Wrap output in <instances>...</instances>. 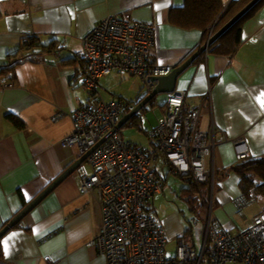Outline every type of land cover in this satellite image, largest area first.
Here are the masks:
<instances>
[{
	"label": "crops",
	"instance_id": "1",
	"mask_svg": "<svg viewBox=\"0 0 264 264\" xmlns=\"http://www.w3.org/2000/svg\"><path fill=\"white\" fill-rule=\"evenodd\" d=\"M221 1L227 6L232 0ZM183 3L0 0V71L13 67L5 75L15 84L0 88V230L80 157L76 146L64 147L61 141L74 131L73 114L88 104V95L80 87L84 37L110 15L144 23L154 33L153 64L179 66L195 52L202 37L198 30H182L168 22L169 11ZM29 40L33 45L25 47ZM201 56L177 79L175 91H184L186 106L199 110L198 130L215 134L212 158L206 160L212 171V222L238 233L264 210L263 199L243 200L235 173L223 176L239 161L232 144L235 139L244 141L249 157H264V3L243 22L236 53ZM121 75L100 79V98L105 100L99 86L107 88L112 76L124 79ZM128 81L135 88L129 98H134L142 85L134 77ZM167 96L158 103L164 104ZM158 113L156 109L155 117ZM138 142L141 149H148L147 141L146 145L143 139ZM152 169L160 181H167L161 161ZM81 171L92 172L84 161L0 238V264H106L105 257L90 246L101 226L102 210L96 192L79 193ZM161 184L163 191L150 203L155 213L162 206L157 202L166 197L167 189ZM156 216L167 240L177 239L176 248L180 241L198 245L197 238L195 243L183 239L185 228L178 215L163 211ZM167 247L168 243L166 252Z\"/></svg>",
	"mask_w": 264,
	"mask_h": 264
},
{
	"label": "built area",
	"instance_id": "2",
	"mask_svg": "<svg viewBox=\"0 0 264 264\" xmlns=\"http://www.w3.org/2000/svg\"><path fill=\"white\" fill-rule=\"evenodd\" d=\"M154 39L149 25L115 15L103 18L82 41L87 67L81 88L95 93L100 79L122 73L136 77L150 92L151 78L166 76L174 68L153 64ZM202 54L205 59L207 49ZM14 85L9 75L0 78V88ZM185 97L181 90L167 96L149 133L155 145L148 152L123 140L116 129L127 114L123 104L102 99L73 114L74 131L61 143L76 146L80 156L94 148L85 160L92 172L81 171L78 191L97 194L102 222L90 246L105 257L106 264H201L205 255L207 264H264V213L256 215L246 230L230 233L212 222L211 203L197 236L199 247L180 241L173 257L166 253L164 229L149 209L152 198L161 192L152 164L161 156L172 175L197 182L212 179L206 160L212 158L215 134L198 130L199 110L189 109ZM232 144L238 160L249 155L244 141L235 139Z\"/></svg>",
	"mask_w": 264,
	"mask_h": 264
},
{
	"label": "trees",
	"instance_id": "3",
	"mask_svg": "<svg viewBox=\"0 0 264 264\" xmlns=\"http://www.w3.org/2000/svg\"><path fill=\"white\" fill-rule=\"evenodd\" d=\"M249 1L250 0H232L227 6H224L221 0H184L182 7L173 8L169 11L168 22L170 23V25L180 28L182 30H198L202 33L201 41L199 45L194 49V51H196L199 47L204 45L222 26H224L237 12H239ZM263 3L264 0H260L231 28H229L223 35H221L210 47H208V55H224L226 57H230L234 53H236L239 46L241 45V27L243 22L251 18ZM33 43L34 42L32 40H29L28 46L25 44L24 46L30 47L31 45H33ZM52 45L54 44L52 43ZM200 58H203V54ZM81 63H83L84 65V73L80 78V81L83 76L86 75L87 63L84 54L83 59H81ZM11 70H13V67L1 70L0 77L2 75L8 74V72H10ZM86 93L88 95V104L84 107L95 106L102 100L97 90L95 93ZM148 94L149 89L145 86H142L140 87L137 95L134 98L125 100L121 97H117L113 100L111 99L110 101L119 102L123 104L125 111L128 113L132 109V107L136 106ZM164 104H159L156 103V101L151 100L138 114L133 116L120 129V134L123 140L141 149V147H139L142 146L140 142L128 138L126 139L123 133L127 129L135 131L136 133H139L142 137H144L145 140L148 142H146L149 145L148 149L142 150L146 152L150 151L152 147H154L155 143L152 139H150L149 133L155 129L157 120L155 125H149V127L146 128V126L144 127V115L148 111H153L154 109H158L159 112L163 111L165 107ZM18 122L16 121V124L18 127L21 128L22 124ZM157 161H161L167 168V173L164 177H175L182 183V186L180 187V192L177 193L178 197L183 200V203L189 210L190 216L192 215V217L194 218V221L199 220L201 221V223H203L207 206L211 197L210 179L206 182H197L192 177L172 175L171 167L161 156L157 158V160L152 164V166L156 165ZM230 172L235 173L239 177V188L244 201L248 202L250 200L253 201L264 198V157L252 158L248 155L246 158L239 160L238 163L231 166L228 171L223 172V176H226ZM157 181L160 184L162 183V181L163 184L166 183V181L164 182V178H162V181L157 178ZM162 191L163 188L161 184V192ZM157 195H155L152 199H154ZM149 209L153 210L150 204ZM260 213H264V210L260 211ZM182 221L185 228L183 239L186 241H193L195 243L197 235L193 233L192 219L186 221H184L183 219ZM207 257L208 256L205 255L202 258L201 264H207Z\"/></svg>",
	"mask_w": 264,
	"mask_h": 264
},
{
	"label": "water",
	"instance_id": "4",
	"mask_svg": "<svg viewBox=\"0 0 264 264\" xmlns=\"http://www.w3.org/2000/svg\"><path fill=\"white\" fill-rule=\"evenodd\" d=\"M260 0H250L239 12H237L224 26H222L204 45L199 47L189 58H187L182 64L173 68V70L166 76L152 77L151 82L153 87L149 94L141 100L136 106L123 116L116 129H121L126 122H128L133 116L138 114L151 100L158 103L160 97L172 94L176 89L177 79L197 60V58L210 47L221 35H223L229 28H231L243 15H245L252 7H254ZM113 133L111 131L102 140L101 144L108 136ZM94 149V148H93ZM92 149V150H93ZM80 156L74 161L62 174H60L53 182H51L38 196H36L28 205H26L6 226L0 230V238L12 227L16 226L23 217L30 212L40 201H42L48 193H50L58 184H60L65 178L77 171L81 164L91 153Z\"/></svg>",
	"mask_w": 264,
	"mask_h": 264
},
{
	"label": "rangeland",
	"instance_id": "5",
	"mask_svg": "<svg viewBox=\"0 0 264 264\" xmlns=\"http://www.w3.org/2000/svg\"><path fill=\"white\" fill-rule=\"evenodd\" d=\"M120 77L124 79H119V77L112 76L111 79L107 82V85H109L107 88H105L102 85L99 86V91L100 93L102 92L105 101H110L111 99L113 100L117 97H121L125 100L131 99L129 97L133 95L135 88L131 87L132 83H130L131 81H128V78H130V76L122 74ZM132 80H133V77H132ZM135 82H136V86H138L139 85L138 81H135ZM136 92H138V90ZM155 112H156V109H154L153 111H148L144 115V127L146 126L147 128L149 127V125L151 126L155 125L156 123ZM123 133L126 139L128 138V139L137 140V141H139L140 139H143V144L146 145L145 138L142 137L139 133H136L135 131H132L130 129L125 130ZM181 186H182V183L177 178L169 176L164 186L167 189L166 190L167 192L165 191L166 197L162 196L161 201L157 202V205L158 203L161 202L162 206L159 207L156 213L157 214L159 213V215H162L163 211H165L166 215L176 214L179 216L180 219L182 220L184 219V221L192 219L193 233L196 234L198 237H200L201 235L200 228L202 227L201 221L199 220L194 221V218L192 217V215L190 216V212L187 209L186 205L183 203V200L177 196V193L180 192ZM210 203L211 204L213 203V200H211V197H210L208 204ZM167 241H168L167 242L168 247H167L166 253H168L167 254L168 256L173 257L175 255L177 239L174 238L172 240L169 239ZM197 247H199V245H197Z\"/></svg>",
	"mask_w": 264,
	"mask_h": 264
},
{
	"label": "snow or ice",
	"instance_id": "6",
	"mask_svg": "<svg viewBox=\"0 0 264 264\" xmlns=\"http://www.w3.org/2000/svg\"><path fill=\"white\" fill-rule=\"evenodd\" d=\"M262 102H264V101H262Z\"/></svg>",
	"mask_w": 264,
	"mask_h": 264
}]
</instances>
